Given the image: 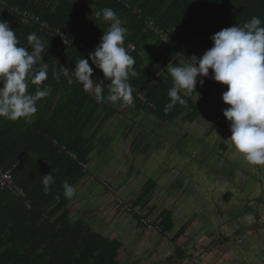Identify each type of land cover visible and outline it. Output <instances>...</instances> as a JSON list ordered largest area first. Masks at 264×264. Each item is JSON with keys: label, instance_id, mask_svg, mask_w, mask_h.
Masks as SVG:
<instances>
[{"label": "trees", "instance_id": "1", "mask_svg": "<svg viewBox=\"0 0 264 264\" xmlns=\"http://www.w3.org/2000/svg\"><path fill=\"white\" fill-rule=\"evenodd\" d=\"M3 3L6 8L0 12V20L9 23L19 46L30 51L27 37L32 33L45 43L40 63L49 66L48 79L43 84L51 92L38 101V111L30 120L0 118V169L13 168L14 182L26 194L22 197L7 188L0 190V264H123L122 242L94 230L82 218H75L71 207L80 197L79 186L91 177L87 164L94 140L116 110L107 102L97 103L92 94L83 91L82 85H69L63 75L57 81L53 71H59L60 67L74 71L76 61L85 58L94 69V82H100L103 72L92 64L85 49L94 52L110 26V22L94 13L111 8L128 29L125 48L129 44L136 47L130 54L137 73L129 78L134 98L130 108L173 128L172 124L180 119L190 122L201 114L194 95L212 98L219 86L211 78L210 69L209 76L203 77V86L198 80L196 91L186 97L187 104H177L165 114L164 108L170 102L167 93L172 86L167 72L169 63L192 62V56L199 58L192 48L195 40L210 49L215 33L242 26L254 16L264 26V0H3ZM10 8L17 12L8 13ZM22 12L36 15L39 22L25 24ZM148 22L169 33V41L164 42L149 28ZM108 83L106 80L102 85L105 96ZM35 88L29 85L28 91L34 93ZM49 173L55 183L45 194L42 176ZM65 182L76 187L72 200L63 195ZM133 216L143 228L139 219L142 215ZM155 224L164 233L173 235L171 244L177 241L179 235L169 210ZM178 253L181 256L183 251ZM143 262L140 257L129 264Z\"/></svg>", "mask_w": 264, "mask_h": 264}, {"label": "rangeland", "instance_id": "2", "mask_svg": "<svg viewBox=\"0 0 264 264\" xmlns=\"http://www.w3.org/2000/svg\"><path fill=\"white\" fill-rule=\"evenodd\" d=\"M192 48L199 57H202L209 50L199 40L194 41ZM218 86L219 89H216L211 95L212 98L201 99L194 95V102L202 112L198 116L199 118L196 117L198 122L194 129H190L188 123L184 125V131H191L196 134L194 136L196 140H187L185 147L181 145L178 149V147L171 146L169 154L167 153V148L166 152L163 148L159 150L146 148L149 155L145 161V152L140 150V148L142 144L144 145L148 142L149 138L145 142H141V137L147 133L144 129H151L156 133H161V129H158V126L162 123L154 128L148 122H144V124L141 123L143 128L142 125L139 127L136 140L132 143V148L127 153H121L126 142L123 144L121 141L115 145L111 137L101 142V148L96 147V151L91 155L88 163L91 175L89 177L94 180V188L91 199H89L90 203L95 202L100 195V200H103L106 206L107 203L109 204V210L113 209L114 206L119 207L123 214H128L129 216H133L134 213L141 214L142 217H139V219L143 218L146 223L149 220L154 222L157 220L155 213L149 211L144 214L138 207L122 199L123 196L120 194L115 181L119 176L126 175L128 180L129 176L134 175L137 180L136 185L143 184L151 178L148 171L149 164L153 165L154 168L164 169L163 174L166 177L164 192L168 197L164 196L162 198L156 194L154 197L155 201L163 200L164 207H166L165 203L168 204L166 200L169 199L170 209L172 207L177 208L178 200L182 204L189 205L191 212H196L197 214L195 220L197 216L199 218L197 220L199 237H195V241H198L197 246L206 248V250L209 249V252H206L207 254H198L195 259H192L191 252H186L185 248H181L183 242H180L179 245L175 242L171 244L170 241L173 242V236L164 233L163 229L154 231L144 225L143 228L149 230L150 233H155L157 236L161 235V242L166 245L164 247L167 248V253L160 249L157 254L154 246L148 240L145 241L143 239L142 242H145L143 248L145 253L140 250L141 246H139L135 255L126 254L127 257L124 255L121 258L123 264L131 263V256L133 260L149 256V261L153 258L149 262L152 264H197L198 262L199 264H211L217 261H221L220 264H224L231 260L232 256L234 258H242V261L239 260L241 264H264V199L263 201L259 199V197L264 198V171H254L251 166L242 164L241 158L235 154L234 150H230L227 141L232 135L230 122L223 112L224 109L231 106L222 100V94L228 90V85L218 82ZM172 135L176 136L177 132L172 133ZM172 135L168 136V141L177 144V142H174ZM125 139H129V136H125ZM111 142L113 143L111 144ZM154 143L163 144L160 138H157ZM110 144L111 147H108ZM196 145L198 147L195 149ZM107 148H110V150H106ZM161 156H164L162 164L158 161ZM101 160H105L104 163L100 164L99 161ZM143 161H145V164H143ZM259 190L260 193L258 194ZM104 193L105 197H102ZM117 195L122 198L119 197L116 203L115 196ZM119 199L127 205H123L119 201L120 204L118 202ZM129 205L133 206V209H129ZM218 210L224 214V219L219 216ZM258 210L263 211V215L258 216L260 219L253 221L242 219L246 213H253ZM185 217L187 216H183V218ZM226 218L229 220L233 219L231 220L233 228L229 229L228 227L227 231L224 230V226H221L222 221H225ZM130 220L131 223L125 229L124 234L126 235L137 226L133 219ZM195 231L196 229L193 228L189 236ZM237 231H239L238 236L232 240L239 242L232 248H225V243L215 245L214 242L221 240L222 236L226 237V234L231 235V233L234 234ZM259 231L260 234L258 233ZM241 234H243L242 239H240ZM127 239L129 238H125L124 241ZM180 240L185 241L186 239L182 238ZM259 240L261 244H258ZM245 242H249L246 243V245H249L247 248L245 247ZM254 243L258 244L259 249L256 246L253 247ZM157 244L158 242L155 243V245ZM189 244L190 247L193 246V242H189ZM157 247L160 248L159 246ZM179 251H183L181 256L178 253ZM225 256L227 257L225 258ZM231 264L239 263L235 260Z\"/></svg>", "mask_w": 264, "mask_h": 264}, {"label": "clouds", "instance_id": "3", "mask_svg": "<svg viewBox=\"0 0 264 264\" xmlns=\"http://www.w3.org/2000/svg\"><path fill=\"white\" fill-rule=\"evenodd\" d=\"M110 22L94 52L90 53L92 64L102 70L109 81L107 95L103 82H94L93 67L89 59L76 61L74 71L60 67L53 71L59 81L61 75L69 85L80 84L83 91L93 95L97 103L121 106L133 103V88L129 78L137 75L133 66L134 58L124 46L128 29L117 13L104 8L94 13ZM213 46L192 62L173 65L169 63L167 72L172 86L167 95L170 102L164 108L170 113L179 104H187L186 97L196 91L197 81L204 84L203 77L213 72L214 81L228 85L222 100L231 107L224 109V116L230 122L231 137L227 139L230 150L241 158L242 164L254 171H264V26L259 17H252L242 26L224 28L215 33ZM29 48L19 46V40L9 23L0 20V118L8 121L30 120L37 111V103L50 95L51 89L43 82L48 79L47 63H40L46 51L43 40L35 33L27 37ZM39 64V67L37 65ZM29 85L36 86L35 92L28 91ZM54 177L49 173L42 176L43 191L47 194ZM76 187L65 182L63 195L72 200ZM59 199V196H57ZM253 213H246L242 219L251 221Z\"/></svg>", "mask_w": 264, "mask_h": 264}, {"label": "crops", "instance_id": "4", "mask_svg": "<svg viewBox=\"0 0 264 264\" xmlns=\"http://www.w3.org/2000/svg\"><path fill=\"white\" fill-rule=\"evenodd\" d=\"M114 108L116 110L115 114L109 121H107V123L104 125V127L101 129V131L98 133L97 137L94 140L93 153L96 151L97 149L96 147L101 148V142H104L111 137H112V141L115 142V145L121 141L123 142V144H125L126 142V145L123 148V151L121 153H127L132 148V143L136 140L137 131L139 127L142 125V128H143L144 122H148L150 125L154 126V128H156L158 124H161L153 120L151 117H149L150 115L142 111L134 113L132 109L130 108V105L121 106L119 103H117L114 105ZM133 113L136 115L135 117L137 118H134ZM179 122L177 124H172V126L174 125L173 128H171L170 127L171 125L167 123H162L160 126H158V129H161V133H156L151 129L150 130L144 129V131L147 133L145 136L141 137L142 138L141 142H145L149 138L148 142L144 145L142 144L140 148V150H144L145 152V158H144L145 161L147 160L148 155H149V152L147 151L146 148H149L150 150H153V149L159 150L163 148L165 152L167 148L168 149L167 153L169 154V150H171L172 147H178L179 149L181 145L185 147L187 140H190V139L196 140V138L194 137L196 134L191 131H187V132L184 131L185 130L184 125L188 123L190 129L191 128L194 129V127L197 125L198 119L195 118L193 121H190V122H187L184 119H180ZM174 132H177L176 136L172 135V133ZM170 135L174 137V140H175L174 142H177L178 145L170 143L168 141L167 138ZM125 136H129V139H125ZM157 138H160L163 144L162 143L155 144L154 142ZM113 142H111V144ZM111 144L108 147H111ZM196 144H197V141H196ZM196 147L198 146L196 145L195 149ZM106 150L109 151L110 148H107ZM163 159H164V156L163 157L161 156L158 158V161L160 164L163 163ZM104 161L105 160H101L99 161V163L102 164L104 163ZM145 161H143V164H145ZM87 165L89 166V164ZM89 171H90V167H89ZM148 171H149V176H151V178L149 180H146L145 183L138 184V185H136L137 180L134 175L129 176L128 180L126 178V175L117 177L115 182L123 198L120 197L119 195L115 196L116 203H117V199L120 197L127 203L138 207L139 210L144 214L149 211L151 213H155L157 217V220L155 221L158 223H159V220L162 219L161 215H163L164 211L169 210L173 215L174 223L176 225V233L179 235L175 243L179 245L180 242H183V245L181 248H185L186 252L190 251L192 255V259L193 258L195 259L200 251L199 248L195 250L198 244V241H195V237L197 238L199 237L198 236L199 229L197 230V220L199 218L197 216V219L195 220V216L197 215L196 212L192 213L191 209L189 208V205L182 204L180 200H178L179 202L176 205L177 208L172 207L171 209L169 208V205H170L169 199L166 200V202H168V204L165 203L166 207H164L163 200L155 201L154 197L156 194H158L162 198H164V196L168 197V195H166V193L164 192V182L166 180V177H164V174H163L164 169L154 168L153 165L151 164H149ZM93 182L94 180H92V178H89L85 182H83L81 186H79L81 188L80 197L76 198V200L72 203V206H71L74 209L73 216L75 218H78V217L82 218L94 230L101 232L102 234L107 235L109 237L119 239V241H121L123 244L122 255L120 256V259L124 255L126 256V254L135 255L137 251V247L139 246H141L140 250H142L145 253L143 249L145 246V242H142L143 239L145 241L148 240L150 244L154 246L157 254L160 251V249L162 251L165 250L166 247L164 246L166 245H163V243L161 242L162 241L161 235L157 236L155 235V233L154 234L150 233L149 230H145L144 228H141L136 218H134V216L123 214L119 207L114 206L113 209L109 210V207H108L109 204L107 203V206H106L105 202L103 200H100L101 196L99 195V193H98L99 197L96 199V201L93 203H90L89 199H91L92 190L94 188ZM133 184H134V187H133ZM259 193H260V190L258 191V194ZM102 197H105V193L102 195ZM259 199L263 201L264 198L259 197ZM180 209H181V213H180ZM262 213L263 211H260V210L254 211L253 218L251 221L255 219L256 220L260 219V217L258 216L259 215L262 216L263 215ZM218 214L221 218L224 219V216H223L224 214L221 211L218 210ZM160 216H161V219H160ZM183 216H187V217L183 218ZM130 219H133V221L137 223V226H135L134 229H132L131 232H129L128 235H126L124 233H125V229L128 227V224L131 223ZM231 220L233 219L229 220L226 218L225 221H222L221 226L222 227L224 226L225 231H227L228 227L229 229L233 228L232 227L233 223L231 222ZM193 228H195L196 231L192 233L191 236H189V233L191 232ZM260 231L258 232L259 234H260ZM238 233L239 231H237L234 234L231 233V235L226 234V237L222 236L221 240L218 241L219 242L218 244L222 245L225 243V246H224L225 248L226 247L232 248L234 245L238 244L239 242V241L237 242V240H234V241L232 240L238 236ZM168 234H170V236H173L171 235V233H168ZM246 237H248V235H246ZM125 238H129V239L124 241ZM182 238H185L186 240L181 241L180 239ZM149 239H152V240H149ZM240 239H242V236H240ZM128 240H130V242H128ZM157 242L158 244L155 245V243ZM189 242H193L192 247H190ZM195 242H197L196 245H195ZM246 243H249V242H245V247L247 248L249 245H246ZM258 244H261L260 240L258 241ZM157 246H159L160 248H158ZM253 247H255V245H253ZM226 257L227 256H225V258ZM141 258L144 260L143 264H147L153 259L152 258L149 261L148 260L149 256L146 258L144 257H141ZM131 260H132L131 263H135L136 260L138 259L133 260L131 256Z\"/></svg>", "mask_w": 264, "mask_h": 264}, {"label": "built area", "instance_id": "5", "mask_svg": "<svg viewBox=\"0 0 264 264\" xmlns=\"http://www.w3.org/2000/svg\"><path fill=\"white\" fill-rule=\"evenodd\" d=\"M5 4L3 3V0H0V12H3V10L5 9ZM11 11H15L17 12V9L16 10H13L12 8L8 9V13L11 12ZM22 20L25 24H29V23H32V24H35V23H38L39 22V18L36 16V15H33L29 12H22ZM47 24H43L42 26L45 27ZM148 26L151 30H154L156 32V34L160 35V37L162 38V40L164 42H168L169 39H170V35L169 33H164L162 32L161 30H159L158 28L155 27L154 23L153 22H148ZM48 27V26H47ZM65 42L67 43L68 42V39L65 38ZM81 48H85L84 45H81ZM128 49V52L129 54L133 53L135 50H136V47L135 45L133 44H129V46L126 48ZM86 51V56L88 58H90V53H92L90 50H87L85 49ZM107 79L103 76L101 79H100V82H105ZM141 96V95H140ZM141 98H144L143 96H141ZM144 101H146L144 99ZM83 167L86 169L87 165L86 164H83ZM4 188H7V189H10L12 191H14L17 195L19 196H22V197H26V194L25 192L23 191V189H21L19 186H17L14 182V177H13V168L12 169H9V170H6V171H3L0 169V190L1 189H4ZM121 201V203L124 205H127L125 202H123L122 200H118V202ZM120 203V202H119ZM120 203V204H121ZM129 209H133V206L129 205ZM144 219L142 218L141 219V222L145 225V227H147L148 229H152L154 231H156L158 228V226L155 224V221L151 222L150 220L146 223L143 221Z\"/></svg>", "mask_w": 264, "mask_h": 264}, {"label": "flooded vegetation", "instance_id": "6", "mask_svg": "<svg viewBox=\"0 0 264 264\" xmlns=\"http://www.w3.org/2000/svg\"><path fill=\"white\" fill-rule=\"evenodd\" d=\"M240 236H242L243 237V235L241 234ZM254 245L256 246V248H258V245L256 244V243H254ZM200 249V251H199V255H201V254H203V253H205V254H207L206 252H209V249L208 250H206V248H202L201 246H196V249L195 250H197V249ZM259 249V248H258ZM164 251H166V253H167V249L166 250H164ZM211 251V250H210ZM256 252H257V250H256ZM235 260H237V262L239 263V264H241L240 262H239V260L240 261H242V258H234L233 256H232V259L231 260H229V261H227V262H225L224 264H231L232 262H235ZM220 262L221 261H217V262H214V263H211V264H220ZM186 263H188V262H186ZM197 264H199V262L197 263Z\"/></svg>", "mask_w": 264, "mask_h": 264}]
</instances>
